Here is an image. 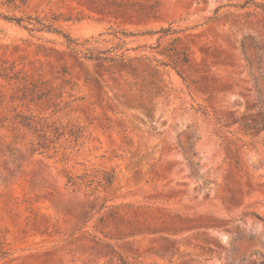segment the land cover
<instances>
[{"label": "rangeland", "instance_id": "1", "mask_svg": "<svg viewBox=\"0 0 264 264\" xmlns=\"http://www.w3.org/2000/svg\"><path fill=\"white\" fill-rule=\"evenodd\" d=\"M3 2L0 13L20 15ZM27 6L100 50L120 42L115 30L177 33L127 38V61L99 62L61 45L62 36L0 17V58L39 70L64 93L61 111L44 102L42 113L82 128L78 146L66 136L34 152L29 130L0 127V264H261L264 0ZM171 46L189 57L178 67L184 80L144 59L168 62L158 51ZM12 111L9 98L0 103V117ZM106 172L115 174L107 189L97 183Z\"/></svg>", "mask_w": 264, "mask_h": 264}, {"label": "trees", "instance_id": "2", "mask_svg": "<svg viewBox=\"0 0 264 264\" xmlns=\"http://www.w3.org/2000/svg\"><path fill=\"white\" fill-rule=\"evenodd\" d=\"M4 5L11 11H18L20 15H6L0 13V17L4 20L15 24L24 29L29 34H55L62 36L66 41L61 45L66 46L72 52H80L88 60L99 62H117L127 61L129 58L127 52L130 49H123L126 45L125 39L132 37H142L146 35H154L156 33L162 34L161 39L168 35L176 34L177 31L171 27L160 29L157 32L144 31L139 33L129 32L126 30H115L112 35L120 42L116 45L106 48L98 49L96 47H89L91 40H85L84 43H79L67 33H64L57 26L58 20L55 17L45 18L40 16H33L27 13V0H3ZM247 2L245 5L249 4ZM254 4V3H253ZM149 17L156 18L157 9L154 4H149ZM177 41V39H175ZM160 47V46H159ZM158 47V48H159ZM154 49V47H151ZM159 55L166 56L168 62L162 61L156 57L144 56L148 61L149 66L154 65V71L157 73L159 68H167L175 70L179 76L182 77L179 66H188L190 64L189 57L178 51L175 47H169L165 50L158 51ZM66 73L63 74L65 76ZM184 80V78H183ZM64 85H69L70 81L65 77L62 78ZM9 98L13 105L12 115L0 117V127H3L8 121L18 123L23 128L29 130L35 137L33 142L34 152L43 151L50 152L55 150L56 145L62 138L69 136V143L78 146L82 138V128L75 124L63 125L53 119L52 115H46L40 110V106L48 103L49 108H53V114L62 110L64 103V93L60 89H56L53 85L45 79L43 74L36 70L29 73L22 63L14 60L0 58V103ZM32 107L37 109L33 110ZM36 142V143H35ZM80 179V178H79ZM83 179H86L84 176ZM115 182L114 172H106L104 177L97 183L98 186L110 188ZM70 183L74 187H78L82 183H78L73 178H70ZM93 181H87L86 186L91 187ZM123 264H125L123 262ZM264 264V261L261 263Z\"/></svg>", "mask_w": 264, "mask_h": 264}]
</instances>
